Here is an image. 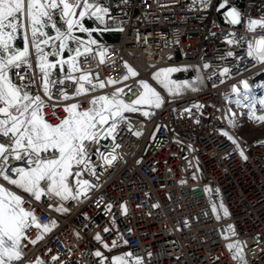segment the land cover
I'll return each instance as SVG.
<instances>
[{"label":"built area","instance_id":"2783aa9c","mask_svg":"<svg viewBox=\"0 0 264 264\" xmlns=\"http://www.w3.org/2000/svg\"><path fill=\"white\" fill-rule=\"evenodd\" d=\"M90 2L108 9L104 24L118 39L79 57L78 67L106 86L75 97L77 85L65 79L68 70L51 72L56 84L49 100L33 53L31 69L10 72L13 82L25 76L27 90L45 100L44 116L53 125L65 117V106L79 103L87 110L92 98L120 88L121 99L130 104L142 91L141 81L159 92L163 103L125 112L114 141L109 137L89 147L94 173L85 171L80 179L91 187L77 199L35 201L0 180L24 196L23 207L33 211L39 225L55 222L46 232L35 225L26 230L23 259L16 264H112L117 256L129 264L138 259L140 264H264V143L249 144L229 126L238 114H264V64L247 54V42L264 37V27H248L250 20H264V0ZM232 9L239 13L237 24L228 16ZM125 64L138 75L122 81ZM183 67L197 68L204 86L170 96L152 80L158 70ZM109 80L116 83L108 85ZM61 92L73 98L64 100ZM8 165L24 166L14 159ZM218 204L223 215L228 212L220 221L213 211ZM229 226L235 235L227 232ZM229 243L239 244L242 258H233L236 249L229 251Z\"/></svg>","mask_w":264,"mask_h":264},{"label":"snow or ice","instance_id":"6c2138e0","mask_svg":"<svg viewBox=\"0 0 264 264\" xmlns=\"http://www.w3.org/2000/svg\"><path fill=\"white\" fill-rule=\"evenodd\" d=\"M107 13L106 7L92 3L90 0H0V138H2L0 139V180L6 181L8 185L27 194L35 201H40L43 196L59 197L61 200L70 197L77 199L80 193H86L91 184L80 177L85 171L94 173L89 147L94 144L99 145L101 140L109 137L114 141L118 134L117 128L125 119V112L140 111L141 107L145 106L160 108L163 103L160 93L147 82L141 81L142 91L130 104L121 99L124 89L120 88L111 95L92 98L89 101L91 106L87 110L81 111L79 103L65 106V117L58 124L53 125L48 123L44 116V109L47 107L45 100L40 94H33L27 90L28 86L23 83L25 76L20 75L21 83L13 82L10 76L13 69L32 68L30 50H34L36 66L42 74L43 94L49 100L53 98L50 88L56 84V81L50 79V70L56 68L57 64L61 69L64 65L68 66L65 79L77 85L75 97L98 88L103 89L106 86L105 82L94 83L90 79V72H83L78 67V58L81 56L87 58V54L93 51L90 45L95 44L96 41L89 40L85 43L74 35V32L89 31L82 23L86 16L95 17L103 22ZM228 16L232 18L233 24L240 22L239 13L235 9L229 11ZM61 23L63 27L59 26ZM257 26L264 27V20L249 21V31H253ZM49 29L54 35L50 34ZM17 39L23 40L22 48L16 46ZM70 42L75 43L76 46L71 47ZM227 42L231 44L233 40ZM65 51L69 53L67 59L63 57ZM247 54L249 58L264 64V37L254 42H247ZM99 55L100 62L103 63L105 53L100 52ZM50 56L57 57V60L50 61ZM125 68L127 74L123 75L122 81L138 75L127 64ZM177 71L180 69H161L152 79L170 94H176L181 88L188 86L177 84L170 79L171 74ZM228 71L229 69H224V73ZM74 72L81 74L73 76ZM59 83H64V80H60ZM115 83L116 81L113 80L107 81L108 85ZM244 88L248 89L247 83L244 84ZM61 95L64 100L73 98L66 92H61ZM260 103L264 104V100ZM143 114L150 115L147 111ZM255 119L264 122V116H257ZM229 124L235 127L234 122L229 121ZM136 134L140 135V133ZM222 135L227 136L233 144H237L227 132ZM4 140L7 142L5 143ZM237 148H239L238 144ZM99 155L107 163L112 162L103 152H99ZM241 155L243 156V152ZM10 159L20 161L24 166L9 167ZM112 159L114 160L115 156ZM70 178H75L79 186L75 191L70 186ZM27 202L23 195L0 184V264H16L23 259L21 241L26 238L25 233L28 228L35 225L37 228L43 227L46 232L55 226L54 221L47 225H39L33 211H26L23 207ZM220 207L223 205L221 204ZM63 210L57 209V211ZM213 211H216L215 206ZM224 216H228L227 209H224ZM227 232L235 235L231 226ZM96 238L100 239L99 236ZM38 239H42V236ZM225 239L229 237L225 236ZM35 242L31 241V243ZM113 246L115 247V242ZM227 247L229 251L236 249L234 259L239 256L241 249L238 243H229ZM95 255L99 257L101 253L96 252ZM52 259L58 258L54 256ZM37 264H43V261L38 260ZM112 264H129V262L124 256H117ZM136 264H140L139 259Z\"/></svg>","mask_w":264,"mask_h":264},{"label":"rangeland","instance_id":"374dc122","mask_svg":"<svg viewBox=\"0 0 264 264\" xmlns=\"http://www.w3.org/2000/svg\"><path fill=\"white\" fill-rule=\"evenodd\" d=\"M93 18L94 17H91L90 19H93ZM82 23L84 25V21H82ZM84 27L87 28L85 25H84ZM49 32H50V34L54 35V32H52L50 29H49ZM89 33H90V35H89ZM74 35L79 37V39L81 41H84L85 43H87L89 40H91V38H93L91 31L80 32V31L76 30L74 32ZM15 44H16V46L22 48L23 47V40L17 39L15 41ZM70 46L75 47L76 45H75V43L70 42ZM46 50H48V49H46ZM30 51L35 56L34 50H30ZM68 56H69V53L67 51H65L63 53V57L65 59H67ZM49 60L55 62L57 60V57L50 56ZM179 69H180V71H177V72H174L171 74L170 79L175 81L177 84H181V85L187 84L188 86L181 88L180 91L176 94H170L159 83H157L153 79L152 80L156 85H158L164 92H166L170 96H177V95H181V94H185V93H190V92H193V91L200 89L202 84L204 85L202 77L200 75V72L197 68L183 67V68H179ZM62 70H68V66L64 65L63 69H61L59 64H57L56 68L52 69V72L57 73V72L62 71ZM158 71H160V70H158ZM255 117H257V116L254 114H250L249 112H244L243 114H238V115L232 117L230 119V121L234 122L235 127H232L229 124L231 132L234 135L242 138L244 141H246L249 144L256 145V144L264 143V122H260L259 120L255 119ZM220 206H221V204H218L215 206V208H216L215 213L217 214V219L219 221L223 220V218H224V215L221 212L222 207H220ZM239 257L242 258V256H239ZM242 264H245V263L243 262Z\"/></svg>","mask_w":264,"mask_h":264},{"label":"crops","instance_id":"0c3cea01","mask_svg":"<svg viewBox=\"0 0 264 264\" xmlns=\"http://www.w3.org/2000/svg\"><path fill=\"white\" fill-rule=\"evenodd\" d=\"M83 21H84V25L88 28V30L92 32L93 38H91V40L96 41L95 44L91 45V48L101 46L105 43L114 42L118 39V33L115 30L106 29L104 24V19L103 22H101L97 20L95 17L93 19L90 18L88 19V17L86 16L83 19ZM50 71L52 72V69ZM71 184L77 185L75 182V178H70V185ZM17 191L19 190L17 189Z\"/></svg>","mask_w":264,"mask_h":264},{"label":"trees","instance_id":"16d2710c","mask_svg":"<svg viewBox=\"0 0 264 264\" xmlns=\"http://www.w3.org/2000/svg\"><path fill=\"white\" fill-rule=\"evenodd\" d=\"M204 85L202 84V86L200 88H202Z\"/></svg>","mask_w":264,"mask_h":264},{"label":"bare ground","instance_id":"6f19581e","mask_svg":"<svg viewBox=\"0 0 264 264\" xmlns=\"http://www.w3.org/2000/svg\"><path fill=\"white\" fill-rule=\"evenodd\" d=\"M264 114H262L261 116H263Z\"/></svg>","mask_w":264,"mask_h":264}]
</instances>
